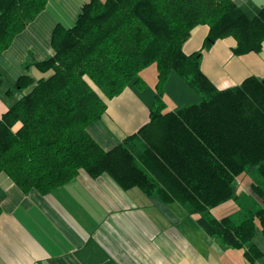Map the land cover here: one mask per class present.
I'll list each match as a JSON object with an SVG mask.
<instances>
[{
  "label": "trees",
  "instance_id": "obj_1",
  "mask_svg": "<svg viewBox=\"0 0 264 264\" xmlns=\"http://www.w3.org/2000/svg\"><path fill=\"white\" fill-rule=\"evenodd\" d=\"M47 2L0 0V58ZM198 26L209 33L202 50L187 56L183 46ZM227 38L236 41L235 56L260 53L264 6L253 16L234 0L86 3L71 28L54 29L53 55L35 64L52 75L13 82L17 91L32 90L0 118V173L25 193L43 195L81 172L107 174L123 190L138 188L164 204H180L208 236L257 264L262 253L252 242L257 222L264 224V78L224 90L207 78L203 53ZM151 66L157 84L149 123L105 151L89 128L103 118L106 100L143 84L142 72ZM172 73L199 94L198 103L166 109L162 91ZM5 81L0 70V88ZM248 173L257 201L242 205L236 180ZM226 202H234L235 212L214 218L211 210Z\"/></svg>",
  "mask_w": 264,
  "mask_h": 264
},
{
  "label": "crops",
  "instance_id": "obj_2",
  "mask_svg": "<svg viewBox=\"0 0 264 264\" xmlns=\"http://www.w3.org/2000/svg\"><path fill=\"white\" fill-rule=\"evenodd\" d=\"M90 1L48 0L45 10L1 56L0 70L6 76L5 82L13 88V82L24 75L35 81L50 77L52 72L41 73L35 64L53 55L54 29L58 25L71 28ZM234 1L253 15L264 6L260 0ZM208 33V26L195 28L183 46L184 53L190 56L201 51ZM235 46L236 41L227 38L203 53L201 69L220 90L241 85L249 77L264 78V44L260 53L243 56L234 55ZM178 78H171L172 81L169 78L170 84L178 87L181 94L185 90L193 92ZM4 84L0 88V118L18 102L13 97L14 91L3 92L7 88ZM31 90L19 91L20 98ZM153 98L149 89L138 93L133 86L126 88L120 96L106 100L107 111L89 128V134L105 151L112 150L149 123ZM196 100L197 97L186 100L183 107ZM21 126L18 123L14 131ZM247 179L248 186L238 191L243 193L238 194L243 199L253 184L252 178ZM230 206L215 209H231ZM215 209L211 210L214 218L232 215H217ZM256 225L252 244L262 253L257 264H264V224ZM0 264L247 262L244 251L208 236L199 227L197 218L180 204H164L138 188L123 190L107 174L92 178L82 172L48 195L35 190L25 193L5 173H0Z\"/></svg>",
  "mask_w": 264,
  "mask_h": 264
},
{
  "label": "rangeland",
  "instance_id": "obj_3",
  "mask_svg": "<svg viewBox=\"0 0 264 264\" xmlns=\"http://www.w3.org/2000/svg\"><path fill=\"white\" fill-rule=\"evenodd\" d=\"M260 2H264V0H260ZM251 15H253V13ZM51 72L52 71H50V73ZM173 76H175L177 78L179 77L176 73H172L171 76H170V79L171 78H175ZM142 79H143L144 83L143 84H139V85H135V86H133V88H135V90L138 93H142L143 91H146V89H149L150 91H152L153 95H154L152 106H155L156 105V87L155 86L157 84V71H156L155 67L151 66L148 69L144 70L142 72ZM170 79L168 80L167 84L164 86L163 91H162L163 102H164L167 110H171V111L181 110V109L185 108L186 106L193 105V104L198 103L200 101L199 94L194 92V90H193V92L190 91V90H185V94H181L182 91L178 87H175L172 84H170L171 81H172V79H171V81H170ZM179 80L182 81L181 78ZM4 85L7 88L4 89L3 92L5 93L8 89L10 91H14L13 92V94H14L13 97L18 101L20 96H21L19 91H17L14 88H12L6 82H5ZM9 96H11V95H9ZM195 97H197V100L195 102L189 103L188 105L183 107V103L186 100H189V99L193 100V99H195ZM247 176H248V178H252V182L254 184V180H253L254 174L248 173L245 176H241V177L237 178V180H236V182H237V187H236L237 191H239V190L242 191L244 188H246L248 186ZM239 184H241V185L238 186ZM253 184H252V186H250L248 188L249 191H248L247 194H245L244 199L241 197V199H243V203H244L242 205H245V203H251L250 205H252V202H256L257 201L256 198H255L256 197L255 193H253V189H254L253 188V186H254ZM239 195H243V193H241ZM221 205H231L230 207H232V208L230 209L229 207H227V208L215 209L214 210L215 214H217V215H221V214L230 215L231 213L233 214L235 212V211H232L233 208H235L233 206L234 205L233 202H226V203H223Z\"/></svg>",
  "mask_w": 264,
  "mask_h": 264
}]
</instances>
